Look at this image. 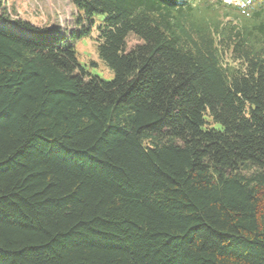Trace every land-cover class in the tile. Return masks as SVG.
Instances as JSON below:
<instances>
[{
    "label": "trees",
    "instance_id": "obj_1",
    "mask_svg": "<svg viewBox=\"0 0 264 264\" xmlns=\"http://www.w3.org/2000/svg\"><path fill=\"white\" fill-rule=\"evenodd\" d=\"M70 1L0 0V264H264V0Z\"/></svg>",
    "mask_w": 264,
    "mask_h": 264
},
{
    "label": "rangeland",
    "instance_id": "obj_2",
    "mask_svg": "<svg viewBox=\"0 0 264 264\" xmlns=\"http://www.w3.org/2000/svg\"><path fill=\"white\" fill-rule=\"evenodd\" d=\"M6 14L11 20H24L35 27H59L69 35L74 31L75 8L70 0H1ZM100 18L96 21L98 24ZM77 59L90 74L104 81H110L113 73L97 54L94 33L90 37L78 39L74 43ZM219 127L218 124H213Z\"/></svg>",
    "mask_w": 264,
    "mask_h": 264
}]
</instances>
